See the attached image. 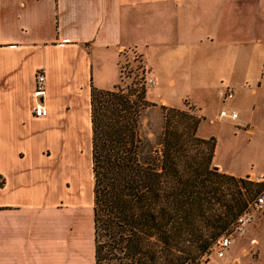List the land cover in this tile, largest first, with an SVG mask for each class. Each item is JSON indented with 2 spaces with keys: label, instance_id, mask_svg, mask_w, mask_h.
<instances>
[{
  "label": "crops",
  "instance_id": "crops-1",
  "mask_svg": "<svg viewBox=\"0 0 264 264\" xmlns=\"http://www.w3.org/2000/svg\"><path fill=\"white\" fill-rule=\"evenodd\" d=\"M126 48L139 55L153 85L161 67L152 60L196 71L207 94L214 80L218 94L232 91L233 74L242 77L240 86L254 84L246 117L231 108L236 116L227 118L248 133L257 129L264 0H0V264H84L85 255L93 264L89 90L117 83ZM36 69L44 74L46 108L38 116L31 112ZM155 102L173 106L161 96ZM211 163L234 176L254 173L241 161L219 160L216 145ZM248 223L258 254L264 205Z\"/></svg>",
  "mask_w": 264,
  "mask_h": 264
},
{
  "label": "trees",
  "instance_id": "trees-1",
  "mask_svg": "<svg viewBox=\"0 0 264 264\" xmlns=\"http://www.w3.org/2000/svg\"><path fill=\"white\" fill-rule=\"evenodd\" d=\"M143 72L125 89L90 86L93 264H197L262 183L212 168L214 138L184 108L159 105L158 146L146 148Z\"/></svg>",
  "mask_w": 264,
  "mask_h": 264
},
{
  "label": "rangeland",
  "instance_id": "rangeland-1",
  "mask_svg": "<svg viewBox=\"0 0 264 264\" xmlns=\"http://www.w3.org/2000/svg\"><path fill=\"white\" fill-rule=\"evenodd\" d=\"M195 22L190 24L191 42H193V34L196 33V15H193ZM145 57V55H143ZM146 64L151 59L146 57ZM154 61L161 67L159 77L157 78L156 85L145 86V95L154 101L142 109L139 119V134L146 142V148H154L158 146L160 131L163 124L162 111L159 107L161 103H156L158 96H161L166 103L175 107H180L189 110L196 116H200L197 125L198 135H212L216 145V153L219 160L228 163H238L253 171L256 174L262 166H264V136L259 130L264 129V99L260 102V109H256L252 115V121L256 124L254 133L245 131L244 126L232 125V120L227 117L215 118L214 115L220 108L231 110L234 108L239 112V117L248 114L251 102L254 95L249 92V89L254 86H240L242 77L232 75L230 78L235 82L232 88V96L223 99L220 94L216 92L215 87L218 85L217 80L212 82V87L208 89V94L204 93L201 88L197 86L200 82L197 79L196 71H186L185 68L182 72L167 69V62ZM121 66V77L117 81V85L123 89L128 88L137 81L141 75V67L144 70L141 58L132 48H126L121 52L119 58ZM147 76V73H142ZM172 77L173 84L169 86L167 79ZM142 78L140 79L141 82ZM142 83V82H141ZM261 94L257 96V101L264 97V84L261 88ZM193 101L194 104H191ZM152 102V101H151ZM243 103V104H240ZM238 104H240L238 106ZM165 105V104H164ZM196 105V106H195ZM197 107V108H196ZM240 109V110H239ZM211 118V119H209ZM214 145V146H215ZM80 171L85 174L89 167L87 165L86 156L80 157ZM252 164V165H251ZM212 168H214L212 166ZM250 176L246 174L244 176ZM248 179V178H247ZM254 211H250L252 214ZM249 222V221H248ZM244 232L238 234L233 232V239L229 246L225 249L223 256L217 257L210 250L203 253L197 264L200 262L207 264H264V249H259L256 254L254 245L249 243V236L252 233L249 223L245 224ZM244 248V249H242ZM84 264H91L88 255L83 259Z\"/></svg>",
  "mask_w": 264,
  "mask_h": 264
},
{
  "label": "built area",
  "instance_id": "built-area-1",
  "mask_svg": "<svg viewBox=\"0 0 264 264\" xmlns=\"http://www.w3.org/2000/svg\"><path fill=\"white\" fill-rule=\"evenodd\" d=\"M142 84L145 86H151L154 84V79L147 75L143 76L141 80ZM44 92V74L41 69H36L34 73V83L32 88V104L31 112L33 115H43L46 112V108L41 102V97ZM220 95L223 99L230 98L232 96L231 90L226 88L220 92ZM218 116L221 117H230L234 118L236 112L234 110L228 109H219ZM247 178L251 181L261 182L262 185L258 188L256 193L251 197L247 202L246 208L240 212L230 225L228 230L221 232L211 243L209 250L215 254L217 257H221L224 254L225 249L229 246L232 238L233 232L242 234L244 232L245 224L251 218L250 211H257L261 209L264 205V171L260 173H251L250 176L247 175ZM199 264H207L200 262Z\"/></svg>",
  "mask_w": 264,
  "mask_h": 264
}]
</instances>
